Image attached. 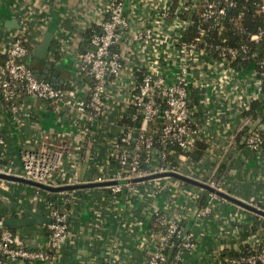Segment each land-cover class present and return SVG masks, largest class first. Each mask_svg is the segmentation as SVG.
Listing matches in <instances>:
<instances>
[{"label": "built area", "instance_id": "built-area-1", "mask_svg": "<svg viewBox=\"0 0 264 264\" xmlns=\"http://www.w3.org/2000/svg\"><path fill=\"white\" fill-rule=\"evenodd\" d=\"M144 2L147 7L143 6ZM139 3L143 12L138 25L131 10ZM252 4L259 14L254 19L256 30L240 27L247 41L230 43L225 42L226 37L213 42L204 23L218 26L230 10L239 6V0H107L97 19L84 28V31L92 28L89 35L92 47L79 52L76 73L67 86L64 81H48L36 76L25 43V39L29 40L25 17L23 28L9 34L3 49L5 57L0 60V92L1 98L10 103L9 110L14 116L24 113L26 100L18 101L24 92L28 100L46 99L55 103L60 111L71 109L75 124H81L82 117L89 120V124L97 122L96 127L110 118V121L117 118L119 124L111 139L110 153L115 166L109 174L79 179L78 173L73 172L58 179L52 169L60 168L62 151L49 148L38 151L22 148L19 171L0 164V171L48 185L118 181L103 185L109 196L107 207L112 213L107 216L109 221L90 231V237L100 242L105 254L100 257L92 250L82 253L80 264H264L263 213L253 211L258 216L252 218L241 212L231 214L232 220L239 222L234 234L239 235L244 229L251 232L237 242L236 247L220 242L219 238L230 229L232 221L220 211L224 200H228L220 192L262 211L264 193L257 191L248 198L242 197L234 191L231 179L219 182L216 173L207 178L199 177L191 163L200 130L191 115L188 87L200 88L208 82L203 76L190 73L197 61L202 66L207 63L215 67L226 63L232 72L252 73L258 90L246 102L245 109L253 99L264 95V50L260 47L264 45V0H252ZM244 14L241 10L235 18L239 20ZM195 15L200 33L193 39H185L184 33ZM59 55L57 48H52L47 61L54 63ZM238 58L249 59L242 70L232 64ZM3 112L5 110L0 111L2 159L8 137ZM124 116L132 122L120 124L119 119ZM139 118L140 125H137ZM245 121L242 124H248L243 136L245 144L264 158V115L258 120ZM150 122H158V134L146 132ZM161 146L178 147L177 150L171 148L175 158ZM144 148L148 149L145 156ZM168 172L190 176L196 173V180L209 188L179 178L134 179ZM255 180L264 183V179ZM11 183L0 179V193H3L0 194V221L29 216L23 200L5 193L11 190ZM50 191L45 189L47 193ZM201 191L205 192L199 204ZM43 192L36 186L29 201L42 202L51 220L35 224L34 232L24 226L15 230L0 226V264L60 263L69 222L67 212L60 210L56 203H69L71 212L76 197L72 189L60 190L55 199L44 197ZM104 195L103 200L107 198L105 192ZM125 203L134 204L137 218L132 212L118 208ZM151 217H154L153 224L148 220ZM190 219H194V226L188 225ZM226 249L230 255L223 254Z\"/></svg>", "mask_w": 264, "mask_h": 264}, {"label": "crops", "instance_id": "crops-1", "mask_svg": "<svg viewBox=\"0 0 264 264\" xmlns=\"http://www.w3.org/2000/svg\"><path fill=\"white\" fill-rule=\"evenodd\" d=\"M106 1L0 0V51L3 52L7 45L9 34L23 28L22 19L25 17L29 24L28 38L34 42V47L47 32L54 34L50 49L57 48L60 55L54 63L49 61L47 63L57 66L64 82L71 81L78 65L84 28L97 19L99 11ZM147 4L150 3L147 2ZM140 5V3L137 4L131 10V16L135 18L138 25L142 22L139 19L143 12ZM143 6L147 7L146 2ZM10 20L18 21L20 27L17 24L7 25L6 22ZM89 21L90 23H88ZM190 73L196 77L203 76L208 79V82L203 83L200 88H194L190 105L195 126L200 130L198 139L206 144L203 152H197L198 146L196 148L195 144L196 154L191 163L196 167L197 175L207 178L210 174L216 173L219 179L222 174L218 170L220 164L222 162L227 164L233 152L238 150L237 157L231 167L232 173L228 172L224 179H231L235 185L234 191L242 197L248 198L250 194L257 191L264 193V183L251 179L255 174L253 172L254 165H257L259 170L262 168V172L255 174V177L264 179V158L245 143L236 140V133L246 120L244 115L246 102L255 96L258 90L255 76L252 73L232 72L226 63L215 67L207 63L202 66L199 61L194 64ZM25 100L24 113L20 117L14 116L7 110L3 112L6 119L5 132L8 136L3 159L11 164L2 163L3 166L11 171H19L22 168L20 154L22 148L34 151L49 148L53 151H62L60 168L52 169L58 179L67 174L72 175L73 172L78 173L79 179H87L93 175L109 174L114 169L115 161L111 157L110 145L113 135L119 128L117 118L113 119L115 122L110 121L111 118L108 121L105 120L98 127H96L97 122L89 124V120L85 117H82L81 124H75L73 111L69 108L60 111L55 103L49 101H31L27 98ZM246 148L252 151L253 158L246 155ZM197 175L192 173L191 176H187L197 179ZM238 175L243 178H238ZM157 179L178 178L161 176ZM11 182V190L5 193L23 200L22 203L27 210L35 209L47 214L42 202L32 204L29 201L36 186L29 184L27 187L21 186L22 182ZM72 190L76 202L72 205L69 232L65 248L59 257L60 264H80L82 253L91 250L100 257L103 256L105 249L100 247L99 241L92 240L90 231L96 225H103L104 222L109 221L107 216L112 214L107 207L109 196L103 185ZM104 192L107 195L105 200H103ZM43 195L46 198H51L49 197L51 193L43 192ZM201 196L202 191L199 204L204 195ZM120 203L122 204L124 201ZM123 205L118 208H123L129 213L132 212L133 216L137 218L133 208L134 204L125 203ZM247 210L249 209L229 199L224 200L220 209L231 220V214L234 212H241L243 216L245 214L246 217L252 218L253 215L249 214ZM193 220H188V225L194 226ZM238 224L239 222L232 220L230 229L225 230L226 234L223 232L219 237L220 242H226L236 247L237 242H241L251 234L247 229L241 231L239 235L234 234V227H238ZM241 225L244 227L243 224ZM34 231L35 224L31 229V232Z\"/></svg>", "mask_w": 264, "mask_h": 264}, {"label": "trees", "instance_id": "trees-1", "mask_svg": "<svg viewBox=\"0 0 264 264\" xmlns=\"http://www.w3.org/2000/svg\"><path fill=\"white\" fill-rule=\"evenodd\" d=\"M241 10L245 11V14L243 15V17L241 19L238 20L235 17L238 16V13ZM257 17H259V14L257 15V13H255V8L253 7L252 0H239V6H237L233 10H230L228 16L226 18H223L218 26L212 27V25L209 26V23H204V27L207 30V34L211 35L213 42L222 41L226 37L227 39L225 42L240 43V42L247 41L246 37L240 32V27L247 26L251 30L255 31L257 28V22L254 19ZM193 18H194L193 22H191V24L188 26L186 32L184 33L185 39H193L196 37V35H198L200 33L199 20L196 17V15ZM91 29L89 28V29L83 31L82 34H83L84 38L80 42V44H81V48L79 49L80 51L88 50L92 47L90 40H89V35H90ZM25 43L29 47V51H30L29 57L31 59L32 58V51L34 49V44H33L34 42L31 41L30 39L29 40L25 39ZM260 47H261V50H264V45H260ZM4 57H5L4 53L0 51V60H3ZM248 61H249V59L240 60V58H238V59H234L232 61V64L237 69L242 70L247 65ZM69 83L70 82L67 81L65 83V85L67 86V85H69ZM188 90H189V96L192 98L194 89L192 87H188ZM262 91L264 94V82L262 83ZM26 96H27V94L22 92L20 94V96L18 97V101L21 102V101L25 100ZM41 100L51 102L50 100H46V99H41ZM0 108H1V110H5V111L7 110L10 112V110H9L10 103L4 98H0ZM244 115L246 116L247 120H251V121L261 119L264 115V95L260 98L253 99L250 103V107L244 111ZM130 122H132V121L127 116H124L123 118L119 119L120 124H127ZM157 125H158V122H155V123L150 122L148 124L147 129H146V132L149 134L152 132H154V134H158L159 131L157 130ZM247 129H248V124L246 123L245 125H242V127L238 130V132L236 133L237 142L245 143L243 140V136L246 134ZM197 146H198V148H197ZM205 146H206V144L202 143L201 140L198 139L196 141V148L198 150L197 152H203ZM161 147L162 148L165 147V149L170 152L169 156L175 158V153L171 151V148L173 147V148H175L174 150H177L178 147H175V146H161ZM147 150H148L147 148L143 149V155L144 156L146 155ZM195 154H196V152L194 150L192 155L195 156ZM0 157H2V148L1 147H0ZM0 164H2V163L0 162ZM225 165L226 164L224 162H222V164H220L219 169H218L220 173H222V171L224 170ZM40 189L45 192V189H43V188H40ZM48 193H51V195L49 197H52L53 199L56 198L57 191L51 190ZM56 206L60 210L67 212L68 222H70L71 212L69 211V209L71 208V205L69 203L58 202V203H56ZM0 211H2V209ZM247 211L249 214H251L255 217L258 216L255 213H253V211H250V210H247ZM0 216H2V214ZM148 220L150 221L151 224L154 223V217L148 218ZM10 229L15 230L16 228H10ZM67 253H68V251H67ZM223 254L224 255H230L231 253L226 249L223 251Z\"/></svg>", "mask_w": 264, "mask_h": 264}, {"label": "water", "instance_id": "water-1", "mask_svg": "<svg viewBox=\"0 0 264 264\" xmlns=\"http://www.w3.org/2000/svg\"><path fill=\"white\" fill-rule=\"evenodd\" d=\"M17 20V19H16ZM7 25H12L13 24H17V26L20 27V24L18 23V21H13L10 20L8 22H6ZM54 39V34L52 32H47L43 38H41L38 42V44L34 47L33 51H32V66L33 69L35 71V74L37 77H42L45 78L48 81H63L60 73L61 71L57 68L56 65H49L47 63V58H48V52L49 49L52 45ZM2 97L1 92H0V98ZM140 121L141 119L139 118L137 121V125H140ZM135 135L137 134V131H135L134 133ZM238 154V150H235L231 156V158L228 160L222 174L219 177V182H221L226 175L228 174V172L230 171L236 157ZM0 162L4 163V164H10L9 162H7L5 159L0 158ZM11 165V164H10ZM165 175H171L173 177L179 178V179H184L188 182H191L193 184H197L200 185L202 187L205 188H209V186L205 183L199 182L197 181L195 178L189 177L187 175L181 174V173H177V172H168V173H153V174H149L146 176H142V177H137L134 179H151V178H155V177H160V176H165ZM0 178L2 179H8L10 181H14V182H22V183H27V184H31L43 189H48V190H52V191H60V190H65V189H76V188H85V187H93V186H97V185H104V184H108V183H114V182H118V181H106V182H91V183H74V184H67V185H48L36 180H33L31 178L22 176V175H17L14 173H8V172H3L0 171ZM205 191H202V196L204 195ZM221 195H223L224 197H226L227 199L241 205L242 207L252 210V211H256L259 213H263L264 211H262L261 209H258L257 207L247 203L246 201L239 199L237 197H234L232 195L220 192ZM201 196V197H202ZM27 213L29 214V216L26 217H7L4 218L0 221V226L2 227H8V228H18V227H22V226H28V225H34V224H38V223H42V222H48L51 220V217L46 214V213H41L35 209H28ZM65 237V235L63 236V238ZM60 264V263H58Z\"/></svg>", "mask_w": 264, "mask_h": 264}, {"label": "rangeland", "instance_id": "rangeland-1", "mask_svg": "<svg viewBox=\"0 0 264 264\" xmlns=\"http://www.w3.org/2000/svg\"><path fill=\"white\" fill-rule=\"evenodd\" d=\"M245 153H246L247 156H250V158H253L254 157L252 151L250 149H248V148L245 149ZM254 162L256 163V161H254ZM253 170H254L253 172L255 174H258V172H262V168L259 170L258 167H257V165H254V169ZM255 174L252 176L251 179H257V177H255ZM238 178H243V177H241L240 175H238ZM20 184H21V186H27V185H29L27 183H20ZM24 227L27 228L28 230H31L33 228V225H28V226H24Z\"/></svg>", "mask_w": 264, "mask_h": 264}]
</instances>
